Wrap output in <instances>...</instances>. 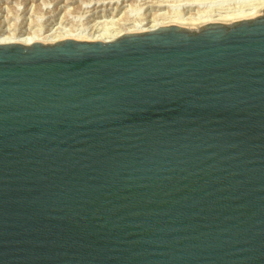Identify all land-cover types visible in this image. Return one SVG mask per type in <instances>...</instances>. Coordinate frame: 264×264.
Returning a JSON list of instances; mask_svg holds the SVG:
<instances>
[{
  "label": "water",
  "instance_id": "water-1",
  "mask_svg": "<svg viewBox=\"0 0 264 264\" xmlns=\"http://www.w3.org/2000/svg\"><path fill=\"white\" fill-rule=\"evenodd\" d=\"M261 10L0 45V264H264Z\"/></svg>",
  "mask_w": 264,
  "mask_h": 264
},
{
  "label": "rangeland",
  "instance_id": "rangeland-1",
  "mask_svg": "<svg viewBox=\"0 0 264 264\" xmlns=\"http://www.w3.org/2000/svg\"><path fill=\"white\" fill-rule=\"evenodd\" d=\"M187 1L190 0H127L119 5L111 0H0V33L97 34L128 27L140 20L158 21L173 12L184 17L227 14L247 9L251 4L250 0H198L197 5L186 7ZM159 3L165 5L156 6Z\"/></svg>",
  "mask_w": 264,
  "mask_h": 264
},
{
  "label": "bare ground",
  "instance_id": "bare-ground-1",
  "mask_svg": "<svg viewBox=\"0 0 264 264\" xmlns=\"http://www.w3.org/2000/svg\"><path fill=\"white\" fill-rule=\"evenodd\" d=\"M111 1L113 4L119 3L120 5L123 1L125 2L127 0H111ZM196 2H198V0L197 1L190 0L184 3V6L185 5L186 7L195 6L197 5ZM250 2H251V4H249L250 7H248L247 9L245 8L242 10L235 11L234 13L216 14V15L215 14L214 15H208V14L201 15L200 14L199 16H195V17H192L191 15L190 17L189 16L184 17L181 14H180L181 16H179V14H177L178 12H176L177 15H174L175 12H173L174 14H171L172 15L171 18H169L171 16L169 15L168 18H163L161 20L159 19L158 21L153 20V19H151V21L150 20L148 21L140 20V22L135 23V24L133 23V25H130V26L128 25V27L127 26L126 27L124 26V28L120 27L121 29L118 28V30H115L112 32L111 31L107 32L106 30H105L106 32H103L104 31L103 30L102 31L103 33L100 32L97 34L95 33L85 34L83 32L73 33L72 31H71L72 33L70 31H67V33L60 32L61 34L54 33L53 35L52 33H50V34L42 35V36L37 33H19V34L15 33V34H6V35L3 33H0V45L16 43V44H21L23 46H28L35 42H38L41 44H53L54 42L63 41L65 39H74V40H79V41H97L98 40L100 42H108L125 33L154 31L159 27L169 26V25H175V26H179L183 28L197 30L198 27L208 24V23L230 24L231 22H234V21L244 20V19H253L257 16L263 15V12L261 9L264 8V0H250L249 3ZM163 5L165 4L159 3L156 6H163Z\"/></svg>",
  "mask_w": 264,
  "mask_h": 264
}]
</instances>
